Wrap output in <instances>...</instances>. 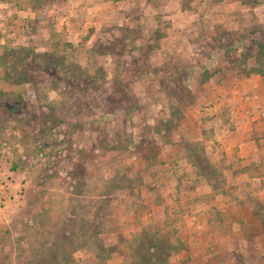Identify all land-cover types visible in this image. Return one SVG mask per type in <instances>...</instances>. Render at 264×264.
Returning a JSON list of instances; mask_svg holds the SVG:
<instances>
[{"label":"rangeland","instance_id":"obj_1","mask_svg":"<svg viewBox=\"0 0 264 264\" xmlns=\"http://www.w3.org/2000/svg\"><path fill=\"white\" fill-rule=\"evenodd\" d=\"M256 67L264 0H0V168L24 184L0 264H131L142 232L165 264H264Z\"/></svg>","mask_w":264,"mask_h":264},{"label":"trees","instance_id":"obj_2","mask_svg":"<svg viewBox=\"0 0 264 264\" xmlns=\"http://www.w3.org/2000/svg\"><path fill=\"white\" fill-rule=\"evenodd\" d=\"M16 49H7V51L5 52V54L8 56V57H12V60L15 62L13 63L14 65L16 63H19V61L17 59H19L20 61H23L25 57H21V56H17L15 53H16ZM5 61V60H4ZM256 64L259 65V62H257ZM29 66L32 67H35V66H38L36 65V61H35V58L32 59V62H31V65L29 64ZM49 67V66H48ZM33 69H25L24 71L22 70L20 73L23 74L21 76V79L22 80H31L32 78H34L33 76ZM48 72L49 71V68H48ZM254 72H259V73H264L262 71V69H258V67H256L254 69ZM43 75H44V78L41 79V82H43V84L45 85H50L51 84V78H48L47 77V73L45 71H43ZM12 80L16 81L18 80L17 77H14L12 78ZM47 80V81H46ZM0 96H2L3 99H0V104L2 106H4L5 108L7 107L8 109L11 108L9 107L10 105L9 104H13V102H10L12 100H15V99H9V97L7 96V93H3V92H0ZM179 96L181 98H185V92L182 91ZM17 98V97H16ZM20 99H22V96L20 95ZM4 108V109H5ZM177 109L176 110H180L182 109V106L179 105L178 107H176ZM51 109V108H50ZM12 109H10L9 111H11ZM52 110V109H51ZM173 110V109H172ZM175 115V113H173ZM16 117V115H13ZM23 116V114H19V116L17 115V120L20 119L21 117ZM46 119L49 121L50 119L48 117H46ZM142 240L140 241L139 245L141 247H133V252H132V255H131V261L130 263L131 264H165L166 260H167V256L170 254V249L171 247H167V245L169 244L168 241L164 240V242H160V241H157L152 235L150 234H147L145 232H142ZM148 239L149 241L152 240V246L154 247H151V244L150 242L148 243L147 240ZM154 243V245H153ZM161 243V244H160ZM158 246H164V247H158ZM52 248V247H51ZM51 248L48 247L49 251H51ZM61 248L58 247V250H60ZM39 257L42 258V262H46L47 260L49 261H53V259H55L57 257V254L55 253V251H51V254L50 256H47V254H45L44 252H41V253H38ZM37 264H39L41 262L40 258H37L36 261H35Z\"/></svg>","mask_w":264,"mask_h":264},{"label":"built area","instance_id":"obj_3","mask_svg":"<svg viewBox=\"0 0 264 264\" xmlns=\"http://www.w3.org/2000/svg\"><path fill=\"white\" fill-rule=\"evenodd\" d=\"M24 200V184L13 170L0 168V221L6 220Z\"/></svg>","mask_w":264,"mask_h":264},{"label":"crops","instance_id":"obj_4","mask_svg":"<svg viewBox=\"0 0 264 264\" xmlns=\"http://www.w3.org/2000/svg\"><path fill=\"white\" fill-rule=\"evenodd\" d=\"M251 79V78H250ZM250 79H247V81L246 82H254V78L250 81ZM249 84H251V83H249ZM253 84H255V83H253ZM253 84H251V86L252 87H258V86H261V87H263V88H261L260 87V90L262 91V94H251L250 95V98H249V96L247 97V98H249V99H251L252 100V102H257L256 101V99H258V101L260 102V101H262V102H264V81H258V83H257V86H255V85H253ZM256 97H258V98H256ZM250 106H258V105H255V104H251ZM262 106V105H261ZM257 113H260V111H258V109H256V108H253V109H251V107H249V108H247L246 109V107H244L243 109H241L240 110V105H238V109H235V111H234V115H232V117H231V120L235 123V124H238V123H242V125H243V123L247 120V122L248 123H252L253 124V122H254V120H258L259 119V116H255ZM263 113H264V111H263ZM262 116V115H261ZM263 116H264V114H263ZM239 118H242L241 119V121L239 120ZM259 122V121H258ZM235 144H236V142H235ZM241 151H242V149H241ZM193 219H198V217H192Z\"/></svg>","mask_w":264,"mask_h":264}]
</instances>
